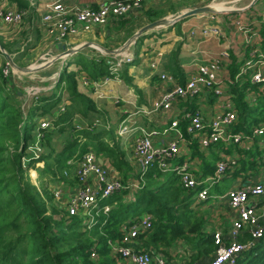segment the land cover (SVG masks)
Wrapping results in <instances>:
<instances>
[{
	"label": "trees",
	"instance_id": "obj_1",
	"mask_svg": "<svg viewBox=\"0 0 264 264\" xmlns=\"http://www.w3.org/2000/svg\"><path fill=\"white\" fill-rule=\"evenodd\" d=\"M17 5L23 8L27 4L18 0ZM147 12L152 17L150 22L162 16L153 10ZM139 42L140 37L135 44ZM5 44L0 42L9 55L19 51L18 40ZM23 52L10 55L18 66H23ZM106 60L90 57L83 50L71 55L63 63L50 91L32 96L24 107L16 101L15 93L8 90V80L0 69V264H121L112 255L108 242L118 240L123 225L146 212L153 216L152 225L138 236L136 250L151 246L159 251L160 247L169 248L180 239L195 251L190 262L215 250L212 235L203 229L205 213L192 208L193 191L185 192L177 176L165 178L155 166L145 173L135 172L110 131L80 126L76 122L77 115L87 117L90 113H98L94 100L79 91V75L82 72L91 80L111 75ZM4 62L5 58L1 64ZM232 62L230 75L234 76L238 68L234 60ZM71 65L78 68L71 70ZM248 89L257 91L256 85L249 80L231 86L238 115L235 126L246 133L252 127L247 112L259 109L258 105L247 102ZM256 101L264 102V91ZM41 117L50 121L49 128H39L40 145L44 150L38 157L27 155L28 141ZM184 125L185 121L180 127L184 135L190 137ZM55 136L59 137L58 149L51 145ZM90 148L108 158L124 184L132 176L141 181L132 198L126 197L129 189H122L99 200L91 209L93 221L87 223L80 215H68L55 201L50 185L65 181L71 166L68 162ZM23 158H26V165ZM40 161L42 166L35 167ZM246 162L240 161V170ZM206 166L212 174L214 164L206 163ZM29 168L38 174L37 184L30 180ZM104 205L110 208L104 211ZM139 242L145 246L143 249L136 247ZM93 252L94 258L91 257ZM235 264H264V239L245 250Z\"/></svg>",
	"mask_w": 264,
	"mask_h": 264
},
{
	"label": "built area",
	"instance_id": "obj_2",
	"mask_svg": "<svg viewBox=\"0 0 264 264\" xmlns=\"http://www.w3.org/2000/svg\"><path fill=\"white\" fill-rule=\"evenodd\" d=\"M147 1L105 0L96 7L71 6L62 2H54L46 6L45 12L40 16L39 23L48 38L52 41L63 42L70 35L88 32L94 27H104L110 22H116L127 16L133 10H142ZM245 10L248 9L236 12L237 15L230 19V24L239 30L246 26V21L250 18H246V15L243 14ZM32 13L33 9L29 7L6 8L0 6V34L16 31L25 20L30 22ZM214 14H207L210 20L215 19ZM258 21L264 23V10L259 13ZM189 35L191 37L201 36L203 41L225 38V33L219 25L208 23L198 27L194 26ZM260 41V38L255 40L256 45H253L247 57L241 60L234 76L228 72L231 63V45L228 41H225L226 44L215 54L211 51H204L205 57L201 61L196 57L193 58L194 70L184 83H178L173 74L160 73V79L169 83L171 88L162 92L153 101L151 111H167L169 119L166 126L161 131L155 129L147 131L142 127H128L123 122L119 125L118 133L120 135L136 129L139 131V136L133 144L136 172L144 173L152 166L161 172L170 169V160L181 155L183 145L188 142L179 127L182 121H185L186 133L192 140L197 141L202 150L218 143L228 144L225 147L234 144L238 149L250 150L256 137L259 138L260 148L264 147V122L252 126L248 133L235 132L231 128L235 125L238 117L231 86L247 80L251 84L258 85L257 91L247 90V102L256 101V98L264 91V49L260 47ZM132 60L133 55L128 53L110 56L107 62L111 75L102 77L100 80L102 84L115 78L122 65ZM150 66L155 69V62H152ZM0 69L3 76L9 78L13 74L14 68L5 58V62L0 64ZM81 82L84 85L92 84L94 88L99 85V81H89L87 78H83ZM43 90L27 87L26 94L32 97ZM209 97L215 98L214 106H209ZM179 101L194 102L195 106L193 109L179 108L177 106ZM208 107L210 109L213 107L210 119H207L203 112ZM140 112L148 115L150 110L141 109ZM49 125L50 122L46 119L39 121V128L45 129ZM41 136L42 133H38L36 143L28 148L41 150V145L38 143ZM154 139L158 140L157 144L153 142ZM33 156L38 157V154ZM241 157L242 155L238 151L231 154L219 153L214 172L210 175L197 176L187 159L176 165L173 170L178 176L180 186L187 191H193L196 199L203 201L209 196V188L212 185L218 183L226 174L240 170ZM261 161H264V153ZM68 163H72V160ZM241 172L242 170L239 171V173ZM74 177L76 181L74 193L64 200L62 206L68 215H80L87 223L93 221L91 209L98 205L99 200L106 199L122 189H129V193L132 194L140 187L141 181V178L133 179L124 184L118 176L112 173V170L98 161L92 149L82 153L77 160ZM53 195L56 201L61 198L59 190H53ZM224 196L233 215L230 225L226 230L215 229L211 233L216 248L208 261L196 260L189 264H235L245 250L252 248L258 241L264 239V179L243 181L237 178ZM109 208V205L103 206L104 211ZM151 225L152 216L148 212L129 221L127 225H123L121 237L108 242L111 253L117 262L121 264H153V262L155 264H172L161 256L154 257L152 250H136L134 248L138 236L148 231ZM240 236H246L247 239L239 241ZM91 257H95L94 252L91 253Z\"/></svg>",
	"mask_w": 264,
	"mask_h": 264
},
{
	"label": "crops",
	"instance_id": "obj_3",
	"mask_svg": "<svg viewBox=\"0 0 264 264\" xmlns=\"http://www.w3.org/2000/svg\"><path fill=\"white\" fill-rule=\"evenodd\" d=\"M17 1L18 0H0V6L6 8H21L17 5ZM24 1L27 4L26 7L33 9L32 18L30 19L31 21L29 22L28 20H25L23 24L14 32L8 31L3 34H0L3 41L8 44H11L16 40L19 41V51H14L10 55L11 56L18 55L19 53H22L24 51L21 57V62L22 61L24 62V57L28 54V52L34 51L39 48L45 50L42 54L49 53L50 55H52L50 51H52L53 47L59 50L60 52L58 54H60L64 49L76 47L83 43H90V46L82 50L86 51V54L90 57L92 56L97 57L98 53H95L91 49L92 47L97 50L99 48L97 47L98 45H101L103 48H107L105 47V44L102 42V35H101L102 30H105V35L109 37L110 36L109 28L112 25H117L120 22L127 21V19H129L128 17L129 14H135L136 17L137 15H142L143 12L152 10L150 8H153L156 5V3L158 4V2L160 3L165 0H148L143 5L142 10L131 11L127 16H125L126 18L122 17L121 19L116 21L118 23L110 22L108 23V25L104 27H95L88 32H80L77 35H70L68 39L64 40L63 42L52 41V39L48 38L45 35L44 31L40 27V23H39L40 16L42 13L45 12L46 6L54 2H62L71 6L88 5L91 7H96L100 2L105 0H24ZM210 5L217 8L218 10L232 9L231 8L232 6H226V3L224 2H217V3L213 2V4ZM247 9L248 10L244 11L243 14L246 15V18L251 17V19L253 20L248 19L246 21V26H244V28L241 30L237 29L235 26L230 24V19H232L235 15H237L236 12L235 13L217 12L214 14L215 17L214 20H210L209 15L207 14H200L197 15V18L200 21L199 24L189 22L190 19L188 20L186 18L183 21H178L174 26L173 25L163 26V28L159 27L156 28L155 30H149L153 32V35L150 38L146 39L143 44L136 45L135 44L136 41L135 43H131L134 45L133 47L134 51H132L133 60L131 62L123 64L122 68L119 70L120 73L118 78L115 79L112 78L106 84H102V82L100 81L102 77L98 78L97 80H91L88 78L89 81L90 80L99 81V85L96 88H94L92 84L84 85L81 82L83 78H86L85 74L81 72V74L79 75L80 78L78 80V89L80 92L90 96L94 100L98 113H94V114L90 113L87 117H81L77 115L75 118L76 122H79L80 126L81 125L86 127L92 126L91 128H95L98 130L105 129L107 131H110L114 140L117 141L121 149H123L126 159L131 163L133 170L136 172V167L134 164V157H133V144H134V140L139 136V131L136 129L134 131H128L120 135L118 133L120 123L123 122L124 124L128 125V127H134V126L142 127L147 129V131L152 129L159 130L160 126L163 127L164 125H166V122L169 119V114L167 111L164 110L151 111L153 101L156 100L162 92L167 91L171 88V85L169 83L164 82L160 79L159 76L160 73L166 72L169 74H173L178 83H184V81L189 77V75L194 70V67L192 66L193 58L196 57L201 61L205 57L204 51H211V53L213 54L217 53L221 49V47L224 44H226L225 41H228L229 44L231 45L230 66L233 64L232 60H234V62L237 64V68L241 63V60H243L244 57H247L253 45H256L255 40L257 41V39L260 38L261 40L259 42L260 47L264 49V30H263L264 23L258 21L259 13L262 10H264V6L258 7V10L255 9V5ZM178 23H179L178 25L179 27L176 26ZM205 23L219 25L225 33V38L221 40L212 39L210 41H203V38L201 36L197 35L191 37L189 35L191 29L194 28V26L196 27L202 26ZM185 25L186 26L189 25V27H184ZM141 36H145V35H141ZM131 44L129 46H131ZM113 49H117V48H113ZM110 56L111 54L107 53L105 59H108ZM39 58L40 56L38 57V59ZM66 58L63 59L62 61L63 63L65 62ZM152 62H155L156 64L155 69H153L150 66ZM230 66L228 68L229 74H231ZM77 68L78 67L75 65H71L69 67V69L71 70H76ZM45 70L48 69L43 68L40 69L39 72H44ZM21 78L23 77H20V79ZM7 80H8L7 88L9 91L15 93L16 101L19 104H21V106L23 107L26 106L29 99L31 98V96H28L26 94L27 87L26 86L19 87L16 80L13 79L12 77L7 78ZM256 87L258 88V85H256ZM214 101H215L214 97H209L208 98L209 106L211 105L214 106L213 103ZM193 103L194 102L179 101L177 102V106L179 108L192 109L195 106V105L193 106ZM141 109H147L150 110V112L147 115L146 113L140 112ZM203 112H204V116L207 119H210L213 114V107L211 109L210 107H208ZM42 119L47 120V118L45 117L40 118V120ZM114 119L117 120L116 123L117 127L115 128L114 126H112ZM181 130L183 131L182 128ZM185 138L188 142H186L183 145V152L177 158H183L189 160V162L193 167V171L197 176L210 175L211 172L208 171L205 162L200 158L202 153L206 151L202 150L199 147L196 140H192L191 137H187V136H185ZM153 142L157 144L158 140L154 139ZM192 146H194V148H192ZM258 147L260 149L259 145ZM217 152L219 157V153H222L223 151L218 150ZM95 154L98 158V161L103 166L112 170V173L114 175L122 179L121 174L116 169L113 168L108 158L102 157L98 155L96 152ZM78 159L79 158H75L74 160H72L71 166H69V169L67 170L68 176L65 181L61 182V184L50 185V189H52V191L55 189L57 190L55 186H60L63 188L61 189L58 187L61 190L62 201H58V202L56 200L55 201L59 205H62L64 200H66V198H68L74 193L75 185H76V181L74 177V168ZM243 159L247 160V157L242 156L241 160ZM248 162H253V161L248 160ZM259 162L260 160L257 163L258 165ZM214 169H215V163H214ZM259 170L260 173L257 175L255 173L253 174L252 171H250L249 169L246 171H242L244 173L243 176L237 178L243 181H246V178H248V180L251 181L263 180L264 168L263 169L260 168ZM230 175L234 176V174H230ZM133 179L135 180L136 177L132 176L128 179V181ZM186 191L187 190H185V192ZM225 193L212 195L209 192V196L205 200L200 202L198 199H196L191 204L193 209H196L201 214L205 213L206 221L203 225V229L205 230L206 233L210 235L215 229L222 228L226 230L233 219V215L228 208L226 198L224 196ZM128 195H130L131 197L132 194L129 193ZM210 198H212L213 200H209ZM238 239L239 241H245L246 236L244 237L240 236ZM136 247H140L143 249L145 246L142 245L141 242H139V245H136ZM144 250H152L154 257L161 256L168 263H172V264H189L191 260L190 256L195 252L190 248V246H188L185 243V241L180 239L177 240L175 244L169 248L160 247V249H158L159 251H157L154 247L149 246ZM211 256L212 253L196 260H199L200 262H206L211 258ZM153 264H155V262H153Z\"/></svg>",
	"mask_w": 264,
	"mask_h": 264
},
{
	"label": "rangeland",
	"instance_id": "obj_4",
	"mask_svg": "<svg viewBox=\"0 0 264 264\" xmlns=\"http://www.w3.org/2000/svg\"><path fill=\"white\" fill-rule=\"evenodd\" d=\"M213 2L214 3L224 2V3H226V6H232L231 8L236 9V8H242V7L248 6V4H250L251 0H165V1L160 2V3L158 2V4L156 3V5L150 9L155 11L157 15H162L161 17L167 16L168 19H172L175 17L176 14L182 12L183 10L190 9V8H193L196 6L205 5V4H213ZM254 5H255V9L258 10V7L264 6V0H258L251 7H253ZM245 11H247V10H245ZM158 18H160V17H158ZM158 18H156V19H158ZM151 19H152V17L150 16V14L148 12H143L142 15H137V17L134 14H129V19H127V21H125V23H123V25L120 22L119 24L112 25L109 28L110 29V31H109L110 36L109 37L107 35H105V30H102V32H101L102 42L105 44V47H107V48H110V49L118 48L124 44L123 42L129 38L131 33L138 30L144 24L150 22ZM187 19L188 20L190 19L189 22H192L195 24L196 23L199 24V22H200L197 18V15H194V16H192V18L189 17ZM249 19H251V17ZM114 23H118V22H114ZM178 25H179V23L176 26L179 27ZM189 25H191V24H189ZM189 25H187V26L185 25L184 27H189ZM143 35H145V36H139L140 42L138 43V45L143 44L146 39L150 38L153 35V32L148 31L146 34H143ZM105 36H107V37H105ZM67 39L68 38H66V40ZM0 42L3 45L6 43L3 41L1 36H0ZM133 47H134L133 44H131V46H129V47L128 46L125 47V49L121 52V54L124 52V53H128V54L132 55V51H134ZM91 49L95 53H98L97 58L103 57L105 59V56L107 54L106 52H104V51L99 52V50H97L93 47ZM44 51L45 50L39 48V49H36L34 51L28 52V54L24 57V62L22 61V64H23V66L37 67V66L45 64L47 62H51L44 67V68H47L48 70H45L44 72H39V70H33V71L26 73V72H23L21 70L13 69V74L11 75V77L16 80L19 87L20 86L21 87L26 86V87H30L33 89H36V88L44 89L43 90L44 92L50 91V89L53 87V85L57 79L58 72L61 69V66L63 64L62 61L65 58H56V55L60 51L54 47L52 48V51H50L52 55H50L49 53L48 54H42ZM88 53H89V51H88ZM39 56H40V58L38 59ZM4 58L5 57L3 55V52H0V64L4 61ZM53 58H55V59L52 60ZM20 77H23V78H21L23 81L20 79ZM118 77H119V75H117L115 78H118ZM15 99H16V97H15ZM248 103L252 104V105H258L259 106V109L255 110V108H252L247 112V118L249 120V124L254 126V124L256 122L260 123V122L264 121V102L252 101V102H248ZM240 110H242V109H240ZM116 123H117V120L114 119L113 125H112V126H114V128L117 127ZM164 126H166V125H164ZM163 127L160 126L159 131H161ZM231 128L235 132L236 131H242V130H238L235 125ZM250 131H251V129H250ZM38 133H40L39 124H37L36 128L34 129V131L32 133L31 138L28 141L29 146H34V144L36 143V140H37L36 136ZM41 137L39 138L38 143H40ZM58 138L59 137L55 136V137H53V139L51 141V145L55 149L56 148L58 149V146H59ZM258 141H259V138L256 137L253 141V147L250 150L245 149V148L238 149V148H236V146L234 144H230L229 146L225 147L228 144L224 145V143H218L216 145L210 146L208 149H204L206 152L202 153L200 158L205 162V164L207 163L209 165H213L215 163V161L218 159V152H217L218 150L223 151L224 154H231L234 151H238L242 156L247 157V162L243 164L244 169L242 171H246L249 169L250 171H252L253 174L255 173L257 175L260 173L259 169L264 168V161L259 162V165L257 164L258 163L257 161L262 160V155L264 153V147L259 149ZM39 147H40V145H39ZM192 148H194V146H192ZM257 149H258V151H257ZM43 150L44 149L42 147H41V150H39V151L35 150V149L31 150L30 148H27L26 152H27V155H36V154L40 155V152ZM26 158H23V163L25 165H26ZM183 160H184L183 158H175V159L170 160L171 161L170 169L167 170L166 173L162 172V175L165 178H175L177 175L173 169L175 168L176 165L180 164V162H182ZM248 160H251L254 163L249 165ZM41 166H42L41 161L35 163V167H41ZM32 170H33L32 168L28 169L30 180L34 184H37L38 183V174L35 172V170H33V171ZM230 174H234V176L230 175ZM243 174H244L243 172H241V173L230 172L229 175L224 176L218 183L211 186L209 188L210 189L209 192L212 195L225 193L229 188H231L235 179L237 177H242ZM246 180H248V178H246ZM55 187L61 193V190L59 188H61V189H63V188L60 186H55ZM128 196L129 195H126V197H128ZM194 196L195 195H192V198H191L192 202H194L196 200V197H194ZM209 200H213V199L210 198ZM58 201H62V197L59 198ZM141 208H143V207H141Z\"/></svg>",
	"mask_w": 264,
	"mask_h": 264
},
{
	"label": "water",
	"instance_id": "obj_5",
	"mask_svg": "<svg viewBox=\"0 0 264 264\" xmlns=\"http://www.w3.org/2000/svg\"><path fill=\"white\" fill-rule=\"evenodd\" d=\"M257 0H251L250 4H248V6H246L243 9H227V10H215L210 4H205V5H201V6H196L190 9H186L183 10L182 12L178 13L175 15L174 18L172 19H168L167 17H161L158 19H155L149 23H146L145 25H143L142 27H140L138 30H136L125 42L123 45H121L119 48L117 49H108V48H103L101 45H98L97 47L98 50L100 51H104L107 52L111 55H116V54H120L125 47H129V45L131 43H135L136 39L145 34L146 32H148L149 30H155L156 28L159 27H163V26H171L174 25L176 22L185 19V18H189L192 17L194 15H200V14H208V13H217V12H230V13H235V12H239L242 11L244 9H247L249 7H251ZM90 46V43H83L79 46L76 47H71L68 49H64L60 54L56 55V58H66L69 57L79 51H81L82 49L86 48ZM0 52H3L5 58L9 61V63L11 64V66L14 69L17 70H21L23 72H30L33 70H40L43 69L46 65H48L51 62H47L45 64L39 65L37 67H30V66H18L17 64H15L12 60V57L4 50V48L0 45ZM55 58H53L52 60H54Z\"/></svg>",
	"mask_w": 264,
	"mask_h": 264
},
{
	"label": "bare ground",
	"instance_id": "obj_6",
	"mask_svg": "<svg viewBox=\"0 0 264 264\" xmlns=\"http://www.w3.org/2000/svg\"><path fill=\"white\" fill-rule=\"evenodd\" d=\"M213 7V6H212ZM215 10H218L217 8H215V7H213ZM250 8V7H249ZM135 12V11H134ZM135 15V14H134ZM131 16V15H130ZM129 17V16H128ZM127 17V18H128ZM126 18V17H125ZM163 28V27H162ZM131 55V54H130ZM70 57V56H69ZM122 68V67H121ZM1 74H2V72H1ZM3 76V75H2ZM14 76V75H13ZM110 76V75H109ZM244 82V81H243ZM104 84V83H103ZM64 110V109H63ZM61 111V110H60ZM159 111V110H158ZM49 121V120H48ZM50 122V121H49ZM98 159V158H97ZM181 163V162H180ZM149 169H151V168H149ZM170 172V171H169ZM173 172V171H172ZM145 173V172H144ZM166 173V172H165ZM178 177V176H177ZM213 186V185H212ZM110 197V196H109ZM108 197V198H109ZM195 197V196H194ZM200 202H202V201H200ZM93 210V209H92ZM153 217V216H152ZM131 221V220H130ZM247 239V238H246Z\"/></svg>",
	"mask_w": 264,
	"mask_h": 264
}]
</instances>
